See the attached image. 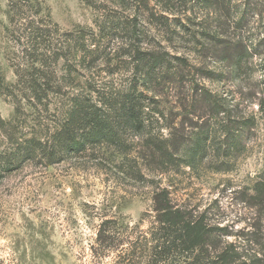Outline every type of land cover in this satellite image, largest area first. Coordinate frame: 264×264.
<instances>
[{"label":"trees","instance_id":"trees-1","mask_svg":"<svg viewBox=\"0 0 264 264\" xmlns=\"http://www.w3.org/2000/svg\"><path fill=\"white\" fill-rule=\"evenodd\" d=\"M151 2L155 4L152 11ZM116 3L123 12L120 16L102 15L95 22L97 30L79 28L75 34H60L58 24L39 18L43 14L52 21L44 0H8L11 25L25 31L28 66L24 75L17 74L21 77L17 92L15 86L4 85L1 78L0 90L16 102L18 97L25 100L33 113L28 115L16 106L14 128L13 122L6 124L0 118V128L7 132L18 127L19 131L10 135L9 142L0 148V181L29 162L53 166L100 150L120 156L121 172L137 179L143 178L138 160H145L151 170L160 173L181 165L198 170L202 163L215 172H226L230 171L229 164L220 159L237 157L246 149V141L257 124L256 116L241 115L226 96L201 82L203 78L218 81L224 77V71L211 70L204 64L198 66L188 55L207 51V55L219 57L218 61L227 65L226 73L235 77L251 52L242 50L240 42L219 40L206 28L191 32L199 16L184 17L178 11L193 10L197 5L206 7L207 16L200 23L204 25L211 17V9L230 13V4L224 0H116ZM158 8L161 14L155 12ZM127 10L130 13L134 10V14L125 16ZM142 11L150 12L151 22L165 26L167 36L172 37L170 41H174L172 25L182 26L181 45L183 48L189 45L188 52L172 55L159 48L160 44L151 46L146 42L141 29ZM251 11L254 9L242 12L245 19ZM51 32L66 37L60 47L49 42ZM64 58L68 65L59 82L48 73V68ZM130 67V75H118L121 68ZM80 68L90 76L85 78ZM97 70L106 72L105 78ZM175 88L186 92L175 102L182 110L177 114H173V108L169 112L162 108L163 100ZM42 111L53 114L52 126L38 124ZM259 111L264 115V91ZM180 116L182 120L176 124ZM162 128L170 129L167 137ZM135 138L139 139L138 148ZM133 152L138 157L132 160ZM252 197L264 206V179L255 184ZM152 202L154 222L148 264H264V257L245 259L236 244L226 242L225 237L230 236L226 227L211 223L205 211L195 214V210L177 204L168 188L157 187ZM116 228V221L107 220L99 237L116 240L119 235Z\"/></svg>","mask_w":264,"mask_h":264},{"label":"rangeland","instance_id":"rangeland-1","mask_svg":"<svg viewBox=\"0 0 264 264\" xmlns=\"http://www.w3.org/2000/svg\"><path fill=\"white\" fill-rule=\"evenodd\" d=\"M224 2L230 4V13L211 9V17L204 25L200 23L207 16L206 7L197 5L193 10L178 11L184 17L199 16L191 32L206 28L219 40L240 42L242 50L251 52L235 77L227 74V65L220 63L219 57L207 55V51L188 55L198 66L204 64L211 70L224 71V77L218 81L203 78L201 82L213 92L226 96L241 115L256 116L257 124L244 152L237 157L220 159L228 162L230 171L215 172L202 163L198 170L181 165L176 170L160 173L151 170L145 160H138L143 178L137 179L121 172L120 156L103 150L53 166L29 162L0 181V264H148L154 222L152 196L159 186L168 188L177 204L195 210V214L205 211L211 223L226 227L230 232L226 242L236 244L245 259L264 257V206L252 197L255 184L264 179V115L259 111L264 91V0ZM44 4L52 21L43 14L39 18L58 24L60 34H75L79 28L97 30L95 22L102 15L120 16L123 12L116 0H44ZM154 5L149 4L151 11ZM250 8L254 11L245 19L242 12ZM160 9L155 12L161 14ZM8 11V0H0V78L4 85L15 86L17 92L20 76L28 66L25 31L11 25ZM133 12L127 10L124 15L130 17ZM149 13L142 11L140 17L146 42L151 46L160 44L159 48L172 55L188 52L189 45L184 48L181 45L183 27L172 25L174 41H170L172 37L167 36L165 26L151 22ZM181 20L184 24V18ZM60 34L51 32L49 42L60 47L66 40ZM67 65L66 58L61 59L48 68V73L60 82ZM131 69L121 68L118 75H130ZM80 70L85 78L90 76ZM97 71L105 78L106 72ZM79 79L83 81V77ZM182 90L172 89L171 95L163 100L162 108L166 111L173 108V114L181 113V106L175 102L186 94ZM16 106L28 115L33 113L25 100L18 97L16 102L0 90V118L6 124L13 122V128L16 127L13 121ZM40 115L38 124L53 125V114L42 111ZM181 120L182 116L178 117L176 124ZM13 128L7 132L0 128V148L9 142L10 135L19 132L18 127ZM169 130L161 129L164 137ZM134 141L138 148L139 139ZM130 156L132 160L138 157L137 152ZM107 220L117 222L116 240L105 241L99 237Z\"/></svg>","mask_w":264,"mask_h":264}]
</instances>
